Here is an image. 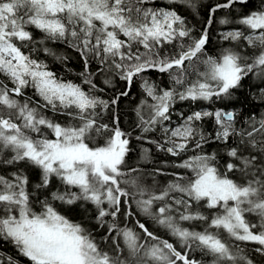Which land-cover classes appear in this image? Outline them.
<instances>
[{
  "label": "snow or ice",
  "instance_id": "6c2138e0",
  "mask_svg": "<svg viewBox=\"0 0 264 264\" xmlns=\"http://www.w3.org/2000/svg\"><path fill=\"white\" fill-rule=\"evenodd\" d=\"M249 79L264 0H0V264H264Z\"/></svg>",
  "mask_w": 264,
  "mask_h": 264
},
{
  "label": "trees",
  "instance_id": "16d2710c",
  "mask_svg": "<svg viewBox=\"0 0 264 264\" xmlns=\"http://www.w3.org/2000/svg\"><path fill=\"white\" fill-rule=\"evenodd\" d=\"M160 3L163 4V0H160ZM201 18H206V17L202 16V17H198L197 19H201ZM189 19H191V16H189ZM195 22L196 21H193V23H195ZM37 35H39V33H37ZM50 46L57 48L59 51H64L62 46H58V45H50ZM69 54H71V53H69ZM48 62L52 65L54 70L60 72L61 74H65L63 67L60 64L53 62L50 57L48 58ZM69 66L72 67L74 71L79 70V67L74 60L69 62ZM66 75H67V78H69V79L72 78V74L69 73ZM153 78H155V74H153ZM244 83H245V89H244L243 93L238 94L240 96V100L237 101L236 103L237 104L243 103L244 107H245V111H248L249 107H253V108H256L259 110H264V106H261L258 103V101L253 100L251 96H248L247 100H245V94H247L250 90L253 93L256 92V83L257 82L249 79V80H246ZM118 85L120 87H123V82H118ZM249 86H251V89L249 88ZM139 99H140V89H139V86L137 84V85H134L130 98L124 99L120 105L119 110L123 114V119L126 123L129 122L130 120L134 119V114L131 112V108L138 102ZM178 107H179V105H178ZM160 158L163 159L164 157H160ZM74 207H75V211L69 213V215L74 219H82L84 217L83 209L79 208L78 206H74ZM152 227L156 228L158 234L165 236V238H169V237H167V235L165 234V232L162 229H159L155 225H152ZM249 247H252V246L250 245ZM3 251H5L9 254L15 255L13 250L8 246H5ZM257 259L259 260L260 258L257 257Z\"/></svg>",
  "mask_w": 264,
  "mask_h": 264
}]
</instances>
